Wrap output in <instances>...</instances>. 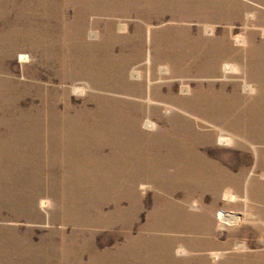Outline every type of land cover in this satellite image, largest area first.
I'll list each match as a JSON object with an SVG mask.
<instances>
[{
    "label": "rangeland",
    "instance_id": "rangeland-1",
    "mask_svg": "<svg viewBox=\"0 0 264 264\" xmlns=\"http://www.w3.org/2000/svg\"><path fill=\"white\" fill-rule=\"evenodd\" d=\"M128 1L134 3V0ZM199 1V14L188 17L174 13L187 6L180 0H170L166 4L136 5L137 10L146 12L152 19V22H149L150 36L155 40L154 44H144L140 54L145 59L136 61L137 63L133 61L128 70L141 65L146 76L152 78L149 85L144 81L143 88L145 92L151 88L157 97L187 95V91L181 92L184 85L192 87L211 82L215 91L218 90L219 84L223 83L234 87V95L240 105H229L227 110L232 111L234 108L243 114L245 121L235 122L238 131L255 119L253 109L264 111V37L261 35L260 26L252 25L256 22L264 24V19L259 15L245 18L241 14H230L231 2L235 0ZM236 1L244 3L241 0ZM81 3L79 5L71 0H0V264H264V173L262 175L260 169L256 168L260 161L264 163V145L257 144L254 146L258 154L252 147L243 146L246 158L249 157L246 167L250 173L245 179L249 185L246 199L242 197L243 192L240 193L241 197L238 196L233 201L219 197L209 209V195L205 193L204 200L199 203L198 195L194 194L184 206L188 215L192 213L193 217H211L214 231L198 229L192 232L190 229L176 230L161 226L140 231L149 220L148 214L153 208L154 196H162L174 202L182 198L180 193L170 194L159 184L145 183L146 190L139 189L142 201V211L140 210L137 218L139 222L129 230V234L136 241L124 250L122 246L127 243L124 234L128 233L124 229L125 226L109 225L108 219L103 215V211L113 215L114 202L105 208L102 202L104 197L100 198L99 193L88 191L91 184V160L95 155L107 158L110 153L109 149L104 148V134H94L88 130L54 133L45 129L54 115L60 120V115L66 113L67 107H71L67 110L70 117L75 113L76 116L78 113L82 115L85 119L84 126H103L101 119L104 113V84H113L117 73L116 66L104 67L105 58L118 55V45L125 42V37L133 35L134 25L138 23L133 11L136 8L129 10L121 2L111 1L109 7L116 13L108 15L104 12L87 11L91 5L85 6ZM187 3L193 5V2ZM153 11L163 13L156 18L152 14ZM82 12H86L84 17ZM108 23L112 26L111 34L106 36ZM143 24H140V34L144 38L146 27ZM206 28L210 31H206ZM81 30L83 33L79 35ZM247 34L252 36V40L254 38L255 45L248 41L240 48L235 45L236 37L247 38ZM186 37L198 43V50L201 48L198 46L200 42L223 39L222 41L230 47L241 50L245 56L241 54L234 69L228 73L219 71L222 61L218 78L213 81L184 74L183 61L177 59L186 55L183 48L178 49L177 54L170 53L171 61H165L164 64H146L147 54L152 53L155 59H161L167 56L165 42L175 38L179 39L182 45ZM259 41L262 43L258 45ZM109 47L113 51H110ZM197 49L193 50L191 55H196ZM247 52L254 54L259 60L258 65H254L252 59L247 58ZM21 54H28L29 59L19 62ZM121 54L122 57L133 55L127 49L121 51ZM163 66L166 71L160 72ZM106 76H109V80L105 79ZM243 83L251 85L252 90L244 92L241 88ZM79 87L83 88V92H74V88ZM166 88H169V93L165 92ZM118 96L123 98L122 100L128 99V96L123 94ZM136 101L141 102L138 99ZM143 104L147 106L145 102ZM261 115L260 113L259 116ZM96 119L100 121L93 122ZM11 124L17 125L19 129L15 131ZM25 126L38 132L25 131ZM253 126L255 125L252 123ZM205 127L203 129H209ZM258 129L261 128L257 126ZM98 146L101 149L99 151L95 150ZM218 146L217 148L223 147ZM230 147L229 152L234 151V163L238 157L235 152L239 149ZM101 163L102 160L97 158V166ZM69 165L81 167L82 173L78 176L71 173L73 177L69 180L66 172ZM97 168V176L99 175L100 179L104 167ZM227 169L235 172L231 166L227 165ZM169 171L172 173L173 169ZM107 180L109 181L105 178V181ZM125 181L122 186L128 185ZM113 184L120 185V182L115 181ZM45 199L48 203L42 209L41 202ZM100 203L103 211L99 207ZM218 210L219 215H238L241 221L237 225L218 228L214 219ZM189 222L192 223L193 220ZM167 244L171 246L169 250L164 248ZM119 247L122 248L121 252L116 251ZM92 250L98 251V254H93L90 259L86 254ZM174 250L184 252L180 253L181 256L174 253ZM102 252L108 255H101ZM212 253L219 255L213 259L210 256ZM78 257L82 259H76Z\"/></svg>",
    "mask_w": 264,
    "mask_h": 264
},
{
    "label": "bare ground",
    "instance_id": "bare-ground-1",
    "mask_svg": "<svg viewBox=\"0 0 264 264\" xmlns=\"http://www.w3.org/2000/svg\"><path fill=\"white\" fill-rule=\"evenodd\" d=\"M71 1L76 4L79 3V5L81 2L85 6L88 4L91 5V7L87 9V11L93 10L94 12H104L105 14L108 15V14L116 13L115 10L109 7V3L111 1L121 2L129 10H132L133 7L136 8L137 7L136 5L139 4L141 5V3H146V4L156 3L157 5L159 3L166 4L170 0H134V3L128 0H71ZM241 1H243L244 3L242 2L239 3L236 0L231 2L232 6H230L229 9L230 14L235 16L241 14L245 18H254L255 15H259L261 19H264V0H241ZM180 2H183L187 6L185 9H179V11H175L174 12L175 14L186 15L187 17L191 15L196 16L199 14V11H197V6L199 3H201V1L180 0ZM187 2L190 3L193 2V5L190 6ZM133 11L135 13V16L138 18L137 21L138 23L134 25L133 35L125 37L124 38L126 39L125 42L124 43L122 42L118 45L119 46V49H117L118 55L114 56L115 59L112 57L105 58L104 67H108L111 65L116 66L117 73L115 75V81L113 84H110L108 82L104 84V92H105L104 104H103L104 113L101 119V121H103V126L102 127L96 125L84 126L85 119H83L82 115L78 113V116H76L77 113H75L73 117H70L69 112L67 110L68 109L70 110L71 107H67L65 110L66 113L64 115H60L61 118L60 120H57L56 116L54 115L52 118L53 120L48 123L47 127H45V129H47L46 131L48 132L51 131L54 133L65 132V131L68 132L69 130L72 131L74 130L75 132L88 130L94 134H97L98 132L104 134V148L109 149L110 153L107 158L105 156L95 155L91 160L92 165H91V171L89 172L91 174V178H90L91 184L88 188V191H92L93 193H97V194L99 193L100 198L104 197V201L102 202H104L105 208L109 203L114 202L115 209L112 211L114 216L110 212L106 213L105 211H103L102 203L99 204V207L104 212L103 215L105 219H108L109 225L122 224L123 226H125L124 229L128 231V233L124 234L126 238L125 241L127 243L124 246H122L125 251L127 248H129V244L132 243L134 244L136 241V239L134 240V237H132L129 234V230L132 227H134V225L137 222H139V219L137 218L142 207L141 193L139 192V189L146 190V185H144L145 183L159 184L160 186L168 190L170 194L180 193L182 198L180 201L174 202L173 200L170 201V199L164 198L162 196H158V195L154 196L153 208L148 214L149 220L146 222L144 226L140 228V231L152 229V227L155 226H161L162 228L171 227L172 229L175 228L176 230L181 228L183 230L190 229L192 232L198 229H203L207 232H212L214 231V228L212 227L213 219L209 216H204V215L193 217L191 215L192 213L188 215L187 210L184 209L185 204L189 203L190 197H192V195L194 194L198 195L199 203H202V200H204L203 196L208 194L211 201L209 205V209L212 205L216 203V200L219 197H222L229 201L231 200L233 201L236 200L238 196H240L241 192H243L242 197L246 199L249 185H247L248 182L245 181V179L250 175V173L246 167V165L248 164L247 160L249 157L246 158L245 155L246 151H244V147L250 146L254 149L256 154H258L254 145L256 144L264 145V111H259L256 108H255L256 110L254 111L253 109V114H254L253 117H255V119H252V123L255 126L252 127V123L250 121L248 126L243 125V128L241 130H238L239 132L237 131L235 127V122L238 121L242 122L245 121V119L243 114H241V112L235 111L234 108L232 111L227 110L229 105H233L234 107L240 105L238 99L235 98L234 87L231 88L229 87V85L223 83V84H219L218 90L215 91L213 84L211 82H208L207 85L198 84L192 87H188L184 85L181 87V92L183 93L187 91L188 94L183 96H174V97L173 95L172 96L158 95L159 97H157L153 94L151 88H149L145 92L143 88L144 81H146L147 84L150 83V81L152 80L151 76L150 77L146 76V72H144V68H142L141 65L138 67L134 66L129 70L128 68L132 65L133 61L137 63L136 61L140 62L141 60L145 59L142 58L140 54L142 51V47L147 42L154 44L155 39L153 40V38L150 36L151 27L149 25V22H152V19H150V17L147 15L146 12H141V10H137V8ZM86 12H82L83 17ZM162 13L163 11H153L152 14L154 17L157 18ZM144 17L146 19H144ZM143 23L145 24L146 27V36L144 38L140 34V28H141L140 24ZM252 25L260 26L261 35L262 37H264V24H260L259 22H256ZM111 27H112L111 23H108L107 28L105 30L106 36L111 34ZM205 30L210 31L208 28H206ZM82 33L83 31L81 30L79 31L78 34L81 35ZM94 34L95 33H93V35ZM222 40L223 39H221L220 41L210 40L202 43L200 42L198 46H201V48L198 50L196 48L198 43L196 44L194 41L189 40V38L186 37L182 45L179 39L174 38L172 40H169L168 42H165V46L167 50V53H165V55L167 56H164L161 59H155L154 56H152V53H150V55L147 54L146 57L147 59L145 60V62L147 65L149 64L154 65L158 63L164 64L163 62L165 61L168 62L172 60L171 59L172 55L170 56V53L177 54V50L183 48L186 51V55H184L183 58L177 57V59L183 61L182 70L184 74L185 73L187 75L189 74L197 79H201L204 77L207 78L209 81H213L215 78H218L217 76L220 70L221 73L231 72L234 69L235 62H237L238 59L240 58V55L242 54L243 57L245 56L244 53L241 52V50L230 47V45L226 44ZM234 41H235V45H238L239 48L245 43V41L246 42L248 41L255 45L254 38L252 40V36L249 34H247V38L245 36H240V37H236ZM261 43L262 41H259V43L257 44L259 45ZM124 49L130 51L131 53H133V55L130 57H122L121 51H123ZM196 49H197V54L191 55L192 51ZM109 50L113 51V49L110 47ZM152 50H154L153 46H152ZM246 56L248 59L250 58L252 59L254 65H258L257 62H259V60L256 59V57H254V54L252 52L251 53L247 52ZM28 59H29L28 54H21L19 56V62L21 63L26 62ZM219 65H220V69H219ZM162 71L165 72L166 67L163 66L160 69V72ZM105 79L109 80V76H106ZM218 80L215 81L218 82ZM239 81L241 82L242 80ZM258 85H256V87ZM241 88L243 89L244 92H250L252 90V86L246 83H243V86H241ZM82 89L83 88L80 87L74 88V92L82 93L83 92ZM2 90H6V89H2ZM169 91H170L169 88L165 89V92L169 93ZM119 94L128 96L127 101L122 100L123 98H120V96H118ZM136 99L141 100V102L136 101ZM143 102H145V105L147 106H144ZM117 105H121V106H117ZM260 113L262 114L261 116H259ZM57 116H59V114ZM97 121L100 120L96 119L93 122H97ZM98 124L100 123L98 122ZM205 126L208 127L209 129L207 130L203 129ZM257 126L260 127L261 129L257 130ZM11 127L15 131L19 129V127L15 124H11ZM0 128L2 127L0 126ZM45 129L43 131H45ZM29 130H31V132H38L34 128L25 126V131H29ZM90 132H88V134ZM218 145L223 147H219ZM217 146L219 148H217ZM230 146L239 149L237 152H235L236 157L237 156L238 157L236 161L234 160L235 161L234 163H232L233 162L232 159H234L233 157L234 151L233 152L231 151L232 153L229 152L228 148ZM99 147L100 146L95 148V150L96 149L97 151L101 150L99 149ZM235 148L233 150H235ZM261 151L259 152L261 153ZM97 158L102 160V163L101 165L99 164V166H97L98 165ZM104 163L105 166H103ZM227 165L229 167L231 166L233 170H235V172H232L230 169H227ZM97 167H104L103 169L104 173L102 176H100V179L98 178L99 175L97 176V169H98ZM66 168H67L66 172H67V176L69 177V180H71L73 177V174L71 173H75L76 176L82 173L81 167L78 166L76 167L75 165H69ZM256 168L260 169L263 175L264 163L262 161H260V164L258 165V167L256 166ZM170 169H173L172 173L169 171ZM252 172H254V170ZM100 173L101 172H99V174ZM105 178H108L110 182L108 180H107L108 182L105 181ZM125 179L127 180L125 181ZM115 181H119L120 185H114L113 182ZM123 181H125V183L128 185L122 186ZM92 192L91 194L93 195ZM248 195H250V193ZM91 200L93 201L92 198ZM47 203L48 200L46 199L43 200L41 202V208L44 209V206L46 207ZM126 203L127 205H125ZM196 212H198V209ZM219 212L220 210L216 212L214 218L215 226L218 228L224 227L225 225H234V224L237 225L241 221V218L238 215H229V213H221V215H219ZM192 220L193 222L190 223L189 221ZM181 238L179 239L181 240ZM170 243L171 242H169V244ZM169 244H167L166 246L164 245V248L169 250V247H171ZM183 247L188 248L186 245H183ZM116 251L121 252L122 248L119 247ZM182 252L184 251L178 250L177 252H175L174 250V253L176 254L178 253V255ZM93 254L97 256L98 251L96 250H92L90 252L87 251L86 256L88 255L90 256V259H92ZM101 255L107 256L108 253L105 254L102 252ZM218 255L219 253L210 254L211 258L213 259H216ZM76 259H82V258L78 257Z\"/></svg>",
    "mask_w": 264,
    "mask_h": 264
}]
</instances>
